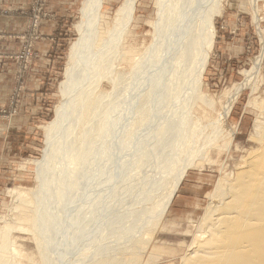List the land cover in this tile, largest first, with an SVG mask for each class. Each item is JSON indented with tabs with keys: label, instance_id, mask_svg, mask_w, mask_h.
Listing matches in <instances>:
<instances>
[{
	"label": "bare ground",
	"instance_id": "bare-ground-1",
	"mask_svg": "<svg viewBox=\"0 0 264 264\" xmlns=\"http://www.w3.org/2000/svg\"><path fill=\"white\" fill-rule=\"evenodd\" d=\"M220 1L159 0L156 31L160 41L135 56L134 69L125 77L124 73L113 76V72L124 61L123 46L134 21L136 0H124L112 20L106 19L105 0H83L81 19L76 24L79 36L70 47L66 76L60 84L62 100L44 130L43 158L36 161L40 184L31 194L10 192L17 202L30 206L25 216L30 226L4 221L0 227V264H140L151 229L159 225L186 170L195 164L197 156L204 155V147L195 139L199 126L187 103L206 98L199 85L215 43L214 22L221 11ZM149 55L150 70L154 68L153 75L157 76L160 72V83L157 76L151 83L152 77L145 74ZM253 60V69L245 71V80L234 89L225 116L232 97L253 85L261 69L262 52ZM165 73L167 81L163 79ZM105 79L114 89L98 93ZM148 82L150 91H144L143 96L142 88ZM159 90L160 97L156 94ZM179 94L186 97L176 111L181 120L173 118L176 125L159 130L163 124L157 120L163 115L165 100ZM138 96H143L136 109L142 118L134 123L128 115ZM256 106L261 115L254 121L252 138L260 148L244 158L233 178L219 179L216 193L197 223L198 240L181 264H264V100L256 101ZM218 120L211 132L215 137L207 136L206 143L219 139L218 125L222 122ZM149 125L157 129L152 131L156 141L150 154L140 155L144 162L138 164L131 157L129 164L125 159L118 167L113 165L115 154L125 158L124 152L133 147L124 145L126 139ZM179 134H187L183 152L175 147ZM134 164L141 170L127 176L126 187L115 186V172ZM139 182L142 187L137 189ZM134 187L137 191L131 193V199L140 196L135 203L136 217L129 226L117 223L111 228L106 220L118 209L114 197L121 189L126 192ZM18 231L33 236L38 259L28 252L27 243L18 242L21 238L29 240L14 235Z\"/></svg>",
	"mask_w": 264,
	"mask_h": 264
},
{
	"label": "rangeland",
	"instance_id": "rangeland-1",
	"mask_svg": "<svg viewBox=\"0 0 264 264\" xmlns=\"http://www.w3.org/2000/svg\"><path fill=\"white\" fill-rule=\"evenodd\" d=\"M13 1L23 4L18 12L25 16L26 20L21 24V34L15 36L18 38L17 40H20L19 52L14 55L0 54V73L8 74L5 78L0 76V227L5 224L6 220H9V224L12 225L30 226V222L25 221L26 212L29 210L27 208L30 206L17 202L10 192L13 189L31 194L40 184L36 178V161L43 158L46 147L44 130L48 123L54 119L55 107L62 100L60 84L66 76L70 47L79 36L76 24L81 19L80 8L83 3V0ZM123 2L124 0H105L106 19L112 20ZM220 2L221 11L214 22L215 43L199 85V89L206 95V98L203 101L198 99L187 103L189 114L195 121L197 120L199 128L196 127L195 139L198 145L204 147L205 156H197L195 164L186 170L172 202L158 223L159 225L156 226V229H151L153 234L150 233V236L152 235L148 239L150 243L145 248L146 251L144 249L142 252L140 264H181L183 257L193 248L194 241L198 240L197 223L211 203L219 179L224 176L233 178L244 158L250 152L260 148L258 141L252 138V133L254 121L257 116L261 115L256 101L264 100V0H255V2L254 0H221ZM135 6L134 21L123 46L126 51L123 57L124 61L122 65H117V68L114 69L113 76L124 73L125 77H128V74L134 69L135 56L142 54L155 41H160L159 32L156 31V23L160 18L159 0H136ZM1 8L0 13L2 14L14 10L7 9L9 11H6ZM51 20L56 22V25L51 26L52 29L48 27ZM19 26L18 28H20ZM0 27H2L1 23ZM45 27H48L47 32L52 33L51 35L42 33V29ZM9 30L11 31V29ZM17 31L18 29L15 30V32ZM9 35L10 37L14 36V34ZM40 45L48 50L46 55H40ZM159 45H157L158 48ZM153 52L150 53L152 60L155 55ZM261 52V69L254 77L253 85L239 91L238 96L236 94L232 97V106L228 115L225 116L235 87L245 80V71L253 69L255 65L253 59L259 54L261 55ZM150 55L147 64H145V67L147 66L145 74L153 78L150 79L153 83L157 74L153 75L154 68L150 70L152 68ZM35 63L38 66H46L34 70ZM5 64H9L6 67L8 71L1 72ZM167 73H165L166 77H163L164 80L169 77ZM159 75L160 72L156 81L159 80L160 83ZM151 83L148 82L143 86L141 92L143 96L147 93L144 91H150ZM113 89L112 82L105 79L97 92H110ZM157 92L156 94L160 97V90ZM171 98L170 101H168L170 98L165 100V106L161 112L163 115L158 117V124L160 122L163 124L159 130L171 123L176 125L172 121L173 118L176 121L181 120V115L176 111L183 105L182 100L186 97L179 94L177 97ZM139 99L140 97L138 100H134L133 109L131 107L128 115L130 122L136 123V119L142 118L136 110L141 102ZM218 118V123L222 122L218 125L220 140L209 141L208 139L206 143L204 139L207 136L215 137V134H211V132ZM155 128V126L149 125L147 130L144 126L143 131L140 130L136 135L129 136L124 145L131 144L133 147L124 152L127 155L125 158L119 153L115 154L112 157V162L115 161L113 165L118 167L119 163L124 162L125 159L127 163L128 161L131 163L130 159L132 158L138 164L143 163L144 160L139 157L143 154H150L156 141L153 133L157 130ZM144 132H147L146 140ZM186 136L187 134H179L176 139L175 147L182 152ZM137 139L138 141L135 142ZM226 143L229 145H224ZM119 170L115 172L114 179L117 180V183H114L120 188V186L128 185L127 176L134 175L141 169L134 164L124 168V172ZM133 172L134 174H132ZM157 176L158 174H156ZM156 177L153 176L152 179ZM139 185L137 189L142 187V183L139 182ZM137 189L124 192L125 188H123L120 190V194L117 193L113 204L114 206L118 205V209L112 210L113 214L106 220L108 226L110 225L112 228L117 223L118 226L124 224L129 226L131 218L136 215L138 206L135 203L140 200V196L131 199V193L136 192ZM121 199L124 201L121 202ZM124 212L127 214L125 215ZM106 230L105 228L102 232ZM14 235L28 238L27 241L21 238L18 242L27 243L30 247H27L28 252L34 253V259H38L35 244L31 239L33 236L21 234L19 231Z\"/></svg>",
	"mask_w": 264,
	"mask_h": 264
},
{
	"label": "crops",
	"instance_id": "crops-1",
	"mask_svg": "<svg viewBox=\"0 0 264 264\" xmlns=\"http://www.w3.org/2000/svg\"><path fill=\"white\" fill-rule=\"evenodd\" d=\"M22 5L23 4H19L18 2L13 1V0H0V7L4 8L6 11H9L10 9L17 10V11L13 10V12H10V13L6 12L5 14L0 13V23L2 25V27H0V54L14 55V54H17L19 52L20 40H17L18 38H16V37L21 34V29H22L21 24H22V22H24L26 20L25 16H22L18 12V9ZM7 9H9V10H7ZM60 15H63V14L60 13ZM55 18H56V16H55ZM18 25H20L19 26L20 28H18ZM52 25H56V22L53 20L50 21V24L48 25V27L51 28ZM48 27L43 28L42 33L43 32L44 33H50V32H47ZM9 29H11V31ZM16 29H18L17 32H15ZM9 34H14V36L10 37ZM51 34L52 33L47 34V35H51ZM47 51L48 50L45 49V47H41V45H40V48H39L40 55H46ZM8 65L9 64H7V65L5 64L3 71H1V72H4L5 70H7L6 67H8ZM45 66L46 65L38 66L37 63H35L34 64V70L41 69L42 67H45ZM1 75H2V78H5L6 76H8L7 73H0V76Z\"/></svg>",
	"mask_w": 264,
	"mask_h": 264
}]
</instances>
